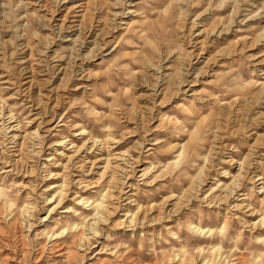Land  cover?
I'll list each match as a JSON object with an SVG mask.
<instances>
[{"label":"rangeland","instance_id":"obj_1","mask_svg":"<svg viewBox=\"0 0 264 264\" xmlns=\"http://www.w3.org/2000/svg\"><path fill=\"white\" fill-rule=\"evenodd\" d=\"M263 12L0 0V264H264Z\"/></svg>","mask_w":264,"mask_h":264},{"label":"bare ground","instance_id":"obj_2","mask_svg":"<svg viewBox=\"0 0 264 264\" xmlns=\"http://www.w3.org/2000/svg\"><path fill=\"white\" fill-rule=\"evenodd\" d=\"M78 3H79V2H78ZM79 6H80V5H79ZM260 13H261V12H260ZM263 14H264V12H263ZM119 15H120V14H119ZM259 16H261V14H259ZM263 16H264V15H263ZM69 20H70V19H69ZM73 25H75V24H73ZM78 25H79V24H78ZM79 28H80V27H79ZM79 28H78V29H79ZM74 29H75V28H74ZM84 30H85V29H84ZM75 31H76V30H75ZM71 32H72V31H71ZM78 32H79V31H78ZM83 32H84V31H83ZM85 32H86V31H85ZM85 34H86V33H85ZM87 36L89 37L88 34H87ZM87 36H86V37H87ZM89 39H90V38H89ZM197 39H198V38H197ZM198 40H199V39H198ZM198 40H197V41H198ZM71 41H72V40H71ZM91 41H92V40H91ZM197 41L194 43L193 50H194V49L196 50V49L198 48L199 42H197ZM262 50H263V49H262ZM262 53H263V52H262ZM255 61H256V63H254V66H255L254 68H255V69H256V68L258 69V67L261 68V67L264 66V59H261V58H260V60H259V59H256ZM202 62H203V61H202ZM196 68H197V67H196ZM183 71H184V70H183ZM182 73H183V72H182ZM158 74H159V73H158ZM193 74H194V73H193ZM198 74H199V75H197V77H200L201 73H198ZM183 75H184V76H185V75L187 76V74H183ZM191 75H192V74H191ZM191 75H190V76H191ZM190 76L188 75V78H189ZM189 79H190V78H189ZM156 86H157V85H156ZM190 88H191V87H190ZM154 90H155V89H154ZM184 90H185V92H186V89H184ZM188 91H189V90H188ZM186 93H187V92H186ZM157 105H158V104H157Z\"/></svg>","mask_w":264,"mask_h":264}]
</instances>
